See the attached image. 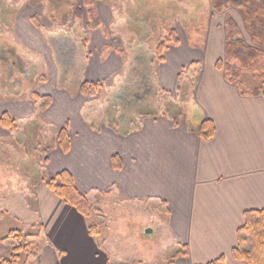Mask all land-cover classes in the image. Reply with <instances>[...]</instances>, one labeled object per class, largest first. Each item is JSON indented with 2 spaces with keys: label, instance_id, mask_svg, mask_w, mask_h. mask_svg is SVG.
I'll list each match as a JSON object with an SVG mask.
<instances>
[{
  "label": "crops",
  "instance_id": "crops-1",
  "mask_svg": "<svg viewBox=\"0 0 264 264\" xmlns=\"http://www.w3.org/2000/svg\"><path fill=\"white\" fill-rule=\"evenodd\" d=\"M7 1L14 9L0 30L6 37L2 51L15 50L17 60L6 61L7 77L0 78L6 83L0 88V119L10 117L17 128L0 123V241L9 243L13 232L27 234L24 227L37 228V234H28L40 252L21 264H112L99 236L90 234L89 219L47 185L68 171L88 198L99 193L135 203L134 209L148 214L145 227L156 218L164 264H208L219 258L220 264H246L233 250L244 212L264 209V95H243L216 66L225 57L226 19L202 26L210 30L207 44L179 38L166 45L161 59H152L140 42L166 27L159 25L156 12L143 11L153 1L143 7L133 0L139 8L133 14L120 0H77L69 25L59 23V12L67 10L59 3L71 1L60 0L55 7L44 0ZM256 1L264 9V0ZM184 15L178 26L174 17L170 20L172 34L178 29L186 36L180 23ZM197 55L200 72L191 81L186 109L145 107L152 91L168 92L169 85L178 91L180 69ZM49 67L53 75L47 76ZM85 83L99 87L88 93L82 90ZM100 98V107L110 111L92 122L85 109ZM203 119L215 125L209 140L198 132ZM26 130L42 132V140L50 132V147L31 141L26 132L20 135ZM62 131L67 147L59 139ZM41 146L43 153L35 159L31 149ZM30 164L41 167L45 179L31 182ZM128 242L122 239L123 246ZM12 251L1 250L0 261ZM147 251L141 244L125 247L122 264H140Z\"/></svg>",
  "mask_w": 264,
  "mask_h": 264
},
{
  "label": "rangeland",
  "instance_id": "rangeland-1",
  "mask_svg": "<svg viewBox=\"0 0 264 264\" xmlns=\"http://www.w3.org/2000/svg\"><path fill=\"white\" fill-rule=\"evenodd\" d=\"M42 1V0H40ZM47 2V6L49 7H55L56 2L60 0H44ZM71 2H64L59 3L60 7L66 8L67 12L64 10L59 12V16L62 17L61 21L59 23L62 24H71V20L67 18L69 17V13L71 12V9L76 8V4H78V1L76 0H68ZM122 5L126 8V13L130 11V13H135L139 8L138 4H135L136 2L132 3L133 0H131L132 4H127V2L130 0H126L127 2L124 3V0H120ZM137 1V0H136ZM150 1H153L148 4ZM263 1V0H261ZM171 0H149L147 3V0H140L138 3H140V6L145 7V5H149L148 9L143 8L144 12L147 11H154L156 12L155 16L159 17V25L162 24L166 26L161 29L158 34H152L149 37L152 38L150 41L147 40V42H140L144 43L146 52L150 53L153 58L157 59L159 55H157L158 47L161 41L167 42L169 39H174V37H178L183 39V37L187 38V43H200L199 40L201 39V42L207 44L208 39L210 37V30L209 28L206 30L203 29L202 26L207 22L208 24H216L222 22L224 19H227L228 17L233 18L236 23L238 24L239 31H240V38L244 40V42L248 45H255L253 41L255 40L258 42L257 39H254V37L250 36V26H248V20L244 16L242 10L239 8L238 5H233L229 7L228 9H225L222 12H216L210 5V0H175L176 5L172 6L170 4ZM245 0H240L239 4L240 7H243L246 9V4L244 3ZM258 2V1H257ZM16 5V2H15ZM18 5V3H17ZM260 7L261 4L253 3L251 7ZM261 8V7H260ZM14 9V2L13 1H7V0H0V30L4 28V25H8L11 20V11ZM53 9V8H52ZM173 9V10H172ZM118 10V9H117ZM129 10V11H128ZM250 10V9H249ZM253 10V8H252ZM259 10V9H258ZM182 11H184L185 15L184 18H180L181 22L183 24V31L186 32V36H182L181 34H178V29H175L177 33L174 35L173 28L174 26H170L172 17L175 18V26L177 25V19L180 17ZM203 12V13H202ZM206 12V17H204V13ZM247 13V11H246ZM248 15V14H247ZM179 20V19H178ZM260 20V19H259ZM170 22V23H169ZM206 23V25H207ZM198 27V28H196ZM131 28H134L132 26ZM177 28V27H175ZM174 31V32H175ZM1 33V32H0ZM155 35V36H154ZM157 39L155 41V39ZM6 37L4 35L0 34V78L2 80L6 79V71L8 68H6L5 63L6 61L10 62L9 58H13L17 60L16 51L11 50L8 51H2L3 48H5L6 44ZM143 36L139 35L138 39H142ZM206 39V40H205ZM189 41V42H188ZM155 42V43H154ZM7 46V45H6ZM145 53H139L138 56L141 58V56H145ZM135 56V54H134ZM143 59V58H142ZM200 57L197 55L194 59L186 60L180 69L179 73L182 74V81H181V88L176 91L175 89H171V86L169 85L167 91L170 93H165L162 90H157L156 92L158 94H155L154 91L149 99H146L145 107L151 109L154 108L155 110H162V108H165V106L169 105L172 110L176 113L183 111V109L186 107L184 105L187 102L188 94L191 90V81L193 79H196V76L199 75L200 68L197 66L198 64L196 61H199ZM32 61L36 65V60L34 57H32ZM144 61L142 60L141 68L137 70V73L141 72V70L144 67ZM37 66V65H36ZM204 68V67H203ZM48 75H53V69L52 67L48 68V71L45 73ZM0 79V80H1ZM245 82L251 83V85L255 86L257 83H259L257 80L253 79L251 76L246 75L244 78ZM10 83V82H9ZM12 83V82H11ZM8 84V83H7ZM36 84V81L34 80L33 85ZM6 85V83H0V88ZM8 87H11L10 84H8ZM174 93H176V98H172ZM178 93V95H177ZM1 95H3L1 93ZM5 96V95H4ZM104 96V95H103ZM103 98H100L98 101L99 103H90L86 106L85 109V116L92 122H95L100 119L103 110L110 111V107L106 108L102 106V100ZM105 100V98H104ZM184 103V104H183ZM183 105L185 107H183ZM95 107V109H94ZM145 110H148V109ZM186 109V108H185ZM101 120V119H100ZM99 120V122H100ZM25 132L30 136L31 141H36L37 139H40V136H44V134L39 131H32V130H26L21 131L20 135H25ZM50 135V132H49ZM49 135H45L47 137L46 139H40L41 143L46 144L47 147H50L51 143V137L49 138ZM35 139V140H34ZM31 154H34V158L38 159L41 157L43 153V147L41 146L40 149L37 151L34 150V148L31 149ZM32 164H30V179L31 182L35 181H41V179H45L44 173L45 171L42 170L41 167L33 168ZM38 179V180H36ZM97 197V199H95ZM90 204L92 206V210L90 211L89 224L90 226H93V228L96 230L97 236H99V240L103 243L104 250L108 253L110 256V263L112 264H122V252L125 251V247H131L133 244H141V247L143 249H147L148 255L146 258L143 256L141 259L140 264H164V261L162 260V251L161 248L163 246V231L156 226L155 219H153V226L145 227L146 218L145 216L147 213L145 211L134 209L135 203H126L125 201H122V199L118 197H111L109 195H104L101 197L99 193H94L89 195ZM153 205V204H152ZM151 205V206H152ZM146 213V214H145ZM148 215V214H147ZM151 220V217L149 218ZM20 227V226H17ZM155 227V228H154ZM24 232L27 233V235L23 234L22 232H13L10 234L8 239H10L9 243L4 242L2 245L0 244V251L4 250L5 248L8 249H14V246H19L21 250V259L22 262L29 263L30 259H33L37 256V254L40 252V245L39 243L35 242V238L33 235L28 234L29 232H33L34 234L38 233L37 228H27L24 227ZM23 228V229H24ZM147 228H150L153 230L152 233H147L145 230ZM125 238L126 240H129L128 244L124 243L122 244V239ZM131 239V241H130ZM126 242V241H125ZM135 246V245H134ZM173 246L171 245L169 247V253L171 252V249ZM151 250V251H150ZM167 253V254H169ZM172 253V252H171ZM132 264H137V262L132 261Z\"/></svg>",
  "mask_w": 264,
  "mask_h": 264
},
{
  "label": "trees",
  "instance_id": "trees-1",
  "mask_svg": "<svg viewBox=\"0 0 264 264\" xmlns=\"http://www.w3.org/2000/svg\"><path fill=\"white\" fill-rule=\"evenodd\" d=\"M239 2L240 0H210V5L216 12H222L233 5H238L248 20V26H250L254 39L263 45L264 9L255 5L251 7L253 3H258L256 0H245L246 9L240 7ZM225 31V57L218 60L216 66L225 71L227 80L236 84L243 95H264V49L246 44L240 38L238 24L231 17L225 21ZM178 41V37L169 39L167 42L161 41L158 47L159 59L162 58V52L168 43H177ZM246 75L251 76L259 83L252 88L253 85L244 80ZM98 87L99 84L85 83L82 85V90L93 94ZM179 87L181 88V83ZM0 123L12 130L17 128L15 121L6 115L0 119ZM198 132L204 140L211 139L215 134L213 121L203 119L199 124ZM59 139L61 144L67 147L69 138L64 131L60 133ZM115 162L118 166V160ZM47 185L58 197L75 207L86 218L90 216L92 210L90 200L77 189L68 171H62L55 178L49 179ZM244 217L245 225L238 231L239 243L234 248L233 255L236 259L245 261L246 264H264V209L247 210L244 212ZM89 232L91 235L98 233L93 226H89ZM21 250L22 248L20 249L19 246H14L11 255L0 261V264H21ZM221 261L222 258H219L208 264H220Z\"/></svg>",
  "mask_w": 264,
  "mask_h": 264
},
{
  "label": "water",
  "instance_id": "water-1",
  "mask_svg": "<svg viewBox=\"0 0 264 264\" xmlns=\"http://www.w3.org/2000/svg\"><path fill=\"white\" fill-rule=\"evenodd\" d=\"M145 232H147V233H152V232H153V230H152V229H150V228H147V229L145 230Z\"/></svg>",
  "mask_w": 264,
  "mask_h": 264
}]
</instances>
